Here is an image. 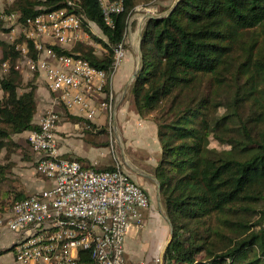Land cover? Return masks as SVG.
Returning a JSON list of instances; mask_svg holds the SVG:
<instances>
[{"label":"trees","instance_id":"trees-1","mask_svg":"<svg viewBox=\"0 0 264 264\" xmlns=\"http://www.w3.org/2000/svg\"><path fill=\"white\" fill-rule=\"evenodd\" d=\"M69 1L107 39L98 40L102 54L83 44L72 52L110 75L130 16L152 0H124L113 29L97 0H9L4 10L23 23L72 12ZM21 45L35 57L30 42H0V67L9 65L0 79V153L18 152L14 138L39 129L38 79L25 84L15 70ZM128 94L137 114L157 127L162 154L152 174L173 226L164 264H264V0H180L169 16L149 19ZM8 168L0 165L3 177ZM192 183L204 192L181 188ZM13 194L11 205L29 197Z\"/></svg>","mask_w":264,"mask_h":264},{"label":"built area","instance_id":"built-area-1","mask_svg":"<svg viewBox=\"0 0 264 264\" xmlns=\"http://www.w3.org/2000/svg\"><path fill=\"white\" fill-rule=\"evenodd\" d=\"M97 1L105 25L113 29L116 17L124 13V0ZM68 4L72 12L61 9L42 13L23 23L18 14L0 9V22L13 33L19 31L20 39L32 43L35 57L29 56L27 46H19L21 56L15 70L29 78L42 77L56 105L68 111L79 108L84 118L92 121L100 110L112 115V82L125 50L123 44L115 50L110 75L73 53L71 49L82 41L84 29L99 27L74 12L73 2ZM55 47L71 55L57 53ZM8 71L9 65L4 63L0 79ZM59 120V112L50 109L37 124L39 129L28 134L37 174L50 187L14 202L9 215L0 219V228L14 235L16 262L90 264L81 260L82 253L93 264H146L127 261L125 242L130 233L145 227L146 214L151 210L149 194L119 165L113 171H100L61 158ZM154 263L162 264V257Z\"/></svg>","mask_w":264,"mask_h":264},{"label":"crops","instance_id":"crops-1","mask_svg":"<svg viewBox=\"0 0 264 264\" xmlns=\"http://www.w3.org/2000/svg\"><path fill=\"white\" fill-rule=\"evenodd\" d=\"M137 66V62H134L128 53L113 78L112 89L116 100L115 109L118 108L119 112L112 128L111 123L107 122L105 110H100L95 119L87 121L80 113L79 108L68 111L64 107L56 105L54 94L47 87L45 80L36 76L39 83L35 93L37 103L35 122L38 124L42 115L50 109L59 112L57 140L61 158L67 160L82 159L86 166L106 171L101 169L116 168V165L118 166L117 160L113 157L115 147L118 145L122 158L125 156L131 165L142 174L135 173L138 176L137 180L132 176L134 181L140 185L138 178L141 177L146 184L156 183L153 179L155 176L152 174V170L157 166L162 154L157 127L152 121L143 120L129 100L125 103L122 102L126 92L119 90L123 85H125V90L127 89L137 71ZM24 78L29 81L35 77L24 76ZM0 92L2 91L0 90ZM2 96L3 93L0 95V99ZM99 99L102 100V97ZM97 105L99 104L97 103ZM68 115L74 120L68 118ZM76 119L82 122H78ZM28 134L19 135V138L24 136L28 138ZM14 140L22 147L18 142V138H14ZM107 148L111 149L110 154L106 151ZM21 150L10 154L5 152L4 155L3 152L0 153V165L9 166L4 177L3 171L0 173V219L9 215L11 205L8 207L9 209L3 207L7 201V203L12 201L13 192L19 194L23 192L25 195L30 196L50 187L49 182L43 181L41 183L34 176V174L37 176L38 174L35 165L36 157H34L32 151L30 150L31 153H29L27 148L25 149L27 156H22L20 152L23 151ZM23 166L27 167V170L31 169L32 174L24 176V171L20 170ZM3 196L6 198L3 199ZM3 210H5L4 213ZM146 220V225L141 231L132 232L126 238V259L130 263L143 261L146 264H154L157 258L162 257L163 250L170 238L171 228L169 223L154 214L152 208L146 214ZM13 241L14 235L0 228V264H19L16 262L14 251H7L12 247Z\"/></svg>","mask_w":264,"mask_h":264},{"label":"rangeland","instance_id":"rangeland-1","mask_svg":"<svg viewBox=\"0 0 264 264\" xmlns=\"http://www.w3.org/2000/svg\"><path fill=\"white\" fill-rule=\"evenodd\" d=\"M8 1L9 0H0V9L1 10L5 9L6 3ZM174 3H175V0H152L150 3L141 4L135 8L134 13L130 16V18L128 20V27H127V31H126L125 41L123 43V48L125 50V56L122 59L121 63L123 62V60L126 57V54H128V53H129V55H131L134 62H137V64L139 63V61H140V49H139V47H140V43L142 40V32H143V28H144L145 24L148 21L147 17L145 18V16L151 15L155 18L163 17L171 10ZM84 31H85V34H83V36H82V41H79V43H77V45L83 44L86 47H91V48L95 49L96 53L102 54L105 51V49L98 42V40L107 41L103 32L97 28H91V31H89L88 29L85 28ZM11 35L12 36L15 35V37L12 38ZM20 35L21 34L19 31H16L15 33H13V32H11V28L9 26L4 25L2 22H0V42L6 41L9 43H12L15 40L20 39L21 38ZM77 45H74V47L71 50H73ZM1 57H2V50H1V46H0V58ZM121 63H120V65H121ZM120 65H119V67H120ZM25 78L23 76L24 81L27 79V78L26 79ZM29 81L26 80V82H29ZM26 82H24V83L26 84ZM37 83H39V81H37ZM124 86L125 85H123V87L121 89H119L121 92L122 91L126 92V96H125L124 100H122V102L125 103V102H127V100H129L130 104H131V100H130V97L128 94L131 88L125 90ZM0 95H2V92H0ZM115 107H116V100L114 99V104H113V108L111 111L112 115L110 112L106 111V119H107V122L111 123V128H112L114 120L117 117L118 112H119L118 108L115 109ZM58 125H59V123H58ZM17 138H18V142L20 143V145H22L21 151H23V150L26 151L25 149L28 148V152L31 153V151H30L31 149H29L30 146H28L29 144L27 142V139H28L27 136L26 137L25 136L20 137V138H19V136L15 137V139H17ZM106 151L110 154L111 149L107 148ZM4 153L5 152H3V155H4ZM20 154L22 156L23 155L27 156V154H25V152H20ZM113 157H115V159L117 160V164L120 166L121 169L130 173V175H132L137 180L138 175H136L133 171H131L130 167L128 166V164L126 163L124 158H122L120 147H118V145L115 147ZM129 164H131V163L129 162ZM24 166L20 168L21 171L22 170L24 171L23 172L24 176L31 175L33 171L31 169L27 170L28 168L24 167ZM116 167H117V165H116ZM25 170H27V171H25ZM101 170H103V169H101ZM138 172L140 173V171H138ZM26 173H28V174H26ZM34 176H36V178H38L41 181V183L44 181L39 175L37 176L36 174H34ZM22 178H24V177H22ZM138 179H139L138 183L140 184L139 187L142 190H144L145 193L149 194V196H150L152 212L154 214H156L158 217H162L163 219L166 220L165 216L167 215V213H166L165 208L163 206L161 192H160L161 202L158 200V186H157V184L154 182L150 183V184H146V182H144L143 178L140 177ZM181 188H183V189L187 188L188 190H195V191H199V192H204L203 187L201 186V184H198V183H194V184L192 183V184L186 185V187L182 186ZM5 198L6 197L3 196V199H5ZM7 202L5 203V205L3 207L5 209L6 208L9 209L10 208L9 206L11 205L10 203H7ZM4 212H5V210H3V213ZM164 212L166 213V215Z\"/></svg>","mask_w":264,"mask_h":264},{"label":"water","instance_id":"water-1","mask_svg":"<svg viewBox=\"0 0 264 264\" xmlns=\"http://www.w3.org/2000/svg\"><path fill=\"white\" fill-rule=\"evenodd\" d=\"M180 2V0H175V3H174V5H173V7L171 8V10L165 15V16H163V17H157V18H165V17H167V16H169L171 13H172V11L174 10V8L177 6V4ZM147 17V19L149 20V19H154L155 17H153V16H151V15H146L145 16V18ZM139 49H140V61H141V43H140V47H139ZM140 61H139V63H138V66H137V71H136V73L134 74V76H133V78H132V80H131V82L129 83V85H128V87H127V89H130L131 88V86H132V84H133V82H134V80H135V78H136V76H137V74H138V71H139V67H140ZM126 89V90H127ZM124 160L126 161V163L128 164V166L130 167V169H131V171H133L134 173H136V174H140V175H142L141 173H139L131 164H129V161H128V159L124 156ZM153 179H154V181L157 183V186H158V200L161 202V199H160V192H161V187H160V183H159V181L155 178V177H153ZM165 213V212H164ZM165 215H166V213H165ZM165 218H166V220H167V222L169 223V225H170V228H171V235H170V238H169V240H168V242H167V244H166V246H165V248H164V250H163V253H162V264H164V259H165V257H166V254H167V249H168V247L170 246V244H171V241H172V239H173V226H172V223H171V221H170V219L168 218V216L166 215L165 216Z\"/></svg>","mask_w":264,"mask_h":264}]
</instances>
